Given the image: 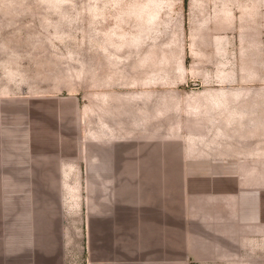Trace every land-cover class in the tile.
Wrapping results in <instances>:
<instances>
[{"label":"crops","instance_id":"crops-1","mask_svg":"<svg viewBox=\"0 0 264 264\" xmlns=\"http://www.w3.org/2000/svg\"><path fill=\"white\" fill-rule=\"evenodd\" d=\"M161 95L105 90L80 103L0 87V264L264 255V120L209 102L193 115L192 102L163 107Z\"/></svg>","mask_w":264,"mask_h":264},{"label":"rangeland","instance_id":"rangeland-1","mask_svg":"<svg viewBox=\"0 0 264 264\" xmlns=\"http://www.w3.org/2000/svg\"><path fill=\"white\" fill-rule=\"evenodd\" d=\"M0 74L18 93L88 103L96 91L157 89L163 107L188 100L197 115L221 103L234 107L226 117L255 119L244 106L264 120V0H0Z\"/></svg>","mask_w":264,"mask_h":264}]
</instances>
